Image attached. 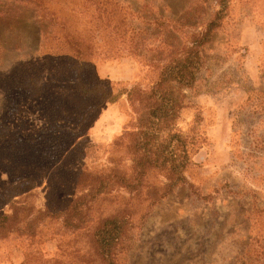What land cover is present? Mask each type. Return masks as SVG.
Returning <instances> with one entry per match:
<instances>
[{
  "label": "rangeland",
  "instance_id": "obj_1",
  "mask_svg": "<svg viewBox=\"0 0 264 264\" xmlns=\"http://www.w3.org/2000/svg\"><path fill=\"white\" fill-rule=\"evenodd\" d=\"M122 1L144 15L147 10L181 21L188 32L201 29L217 9V0ZM44 3L56 20L68 17L73 24L85 8L83 0ZM127 19L139 27L145 18ZM56 20L42 18L32 0H0V114L8 103L17 105L13 129L0 142V187L23 176L33 181L31 190L15 197L19 203L13 211L0 196V213H10L7 222L13 231L9 247H0V264H16L21 245L27 247L23 264H47V258L52 264H108L98 251L95 232L114 217L129 222L111 250L113 264H264V112L246 103L248 90L264 85V0H228L220 27L201 49L200 92L195 99L203 114L200 130L205 139L184 171L186 181L151 205L122 185L95 192L113 164L132 165L117 143L133 113L124 95L115 103L93 104L61 82L65 69L57 58L65 52L55 50ZM140 34L135 43L138 54L126 44L114 57H98L95 76L119 81L120 87L150 85L155 72L149 62L160 33L150 29ZM102 46L97 50L102 52ZM34 55L44 58L49 78L59 81L51 80L41 95L25 98L14 80L20 62ZM250 99L263 101L257 93ZM92 104L96 106L83 123V136L77 138L88 146L85 174L76 186L66 173L76 167L71 153L55 152L53 158L39 151L45 147L38 143L57 136L69 143L56 125L74 126L78 110ZM190 120V110L184 109L178 125L187 131ZM57 165L64 171H56ZM164 177L163 172L151 171L148 179L165 181ZM71 198L83 202V223L76 228L63 225V214L48 215L44 209L47 202L54 205ZM27 231L36 234L29 236ZM8 251L10 258L4 254Z\"/></svg>",
  "mask_w": 264,
  "mask_h": 264
},
{
  "label": "trees",
  "instance_id": "obj_2",
  "mask_svg": "<svg viewBox=\"0 0 264 264\" xmlns=\"http://www.w3.org/2000/svg\"><path fill=\"white\" fill-rule=\"evenodd\" d=\"M32 1L39 5L42 18L56 20L44 3L45 0ZM83 3L85 8L78 11L80 18L77 23H71L68 17L56 20L59 21V26L55 35L58 39V47L55 50L65 52L57 58L58 64L65 69L61 82L69 84L75 96L94 102L93 104L115 103L124 95L133 113L124 130L119 133L120 140L117 143L118 146H123L126 157L132 160V165L122 168L113 164L109 168L107 179L99 180L97 177L91 182L99 180L100 186L95 189L97 193L103 187L108 186L109 191L115 185H122L133 194L148 199L151 205L186 181L184 171L191 164L192 155L205 139L204 131L200 130L203 114L195 99L200 92L198 72L202 66L201 49L210 42L213 32L220 27L226 15L228 0H217V9L211 13L208 21L201 29L190 32L186 31L187 25L184 26L181 21L164 15H150L147 10H144V15L139 10L129 8L122 0H83ZM129 15L134 18L143 16L145 18L143 26L129 25L127 19ZM150 29H158L160 33V39L155 46L156 54L149 62L155 72L154 81L150 85L144 88L120 87L119 81L101 80L95 76L94 64L98 62V57H114L121 53V47L126 44L133 54H138L135 43L141 38L140 32H147ZM101 44L104 48L102 52L97 50V45ZM20 63L14 86L25 98L39 96L45 92L47 82L59 81L54 77L49 78L47 66L41 55H34ZM251 93L261 94L263 101L251 103ZM247 94L246 103L264 112V85L260 88H250ZM46 97H50V94ZM9 104L0 114V142H3L13 129L12 121L17 105ZM93 104L86 109L78 110L74 126L56 125L59 127L58 134H64L63 139L69 138L72 142L66 143L62 141L61 136H57L48 138L47 142L38 143L45 147L39 151H47L51 156L59 151L71 153L76 167L73 172L66 173L73 176V184L76 186L85 174L83 156L88 146V141H78L77 138L83 136L81 131L83 123L96 106ZM184 109L191 112L187 131L178 125L179 116ZM46 135L48 137V133ZM53 158H57V155ZM56 167V171H64L62 166ZM151 171L163 172L165 181H149ZM32 187V179L23 176L2 185L0 196L13 211L19 203L15 197L26 194ZM72 200L73 198L54 205L47 202L44 209L48 215L63 214V225L76 228L83 223L79 213L83 202L80 198L74 200L75 202H71ZM18 208L22 211L27 209ZM9 214L0 213V247L6 244L8 248L10 245L7 240L13 231L7 222ZM128 222L126 218H108L96 230V245L105 263L107 261L108 264H113L115 255L111 250L124 235ZM35 234L36 232L33 234L30 231L26 232L29 236ZM18 250L20 259L16 264H23L24 251L26 252L27 247L21 245ZM4 254L10 258V251ZM45 262L52 264L50 258Z\"/></svg>",
  "mask_w": 264,
  "mask_h": 264
}]
</instances>
